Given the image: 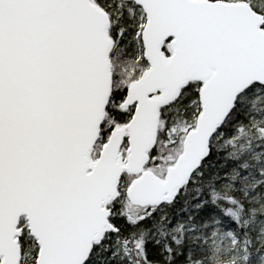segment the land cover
<instances>
[{
    "label": "snow or ice",
    "instance_id": "1",
    "mask_svg": "<svg viewBox=\"0 0 264 264\" xmlns=\"http://www.w3.org/2000/svg\"><path fill=\"white\" fill-rule=\"evenodd\" d=\"M0 264H264V0H0Z\"/></svg>",
    "mask_w": 264,
    "mask_h": 264
}]
</instances>
